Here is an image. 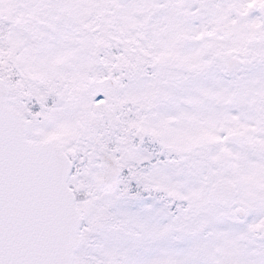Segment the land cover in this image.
<instances>
[{
	"label": "snow or ice",
	"instance_id": "obj_1",
	"mask_svg": "<svg viewBox=\"0 0 264 264\" xmlns=\"http://www.w3.org/2000/svg\"><path fill=\"white\" fill-rule=\"evenodd\" d=\"M0 264H264V0H0Z\"/></svg>",
	"mask_w": 264,
	"mask_h": 264
}]
</instances>
